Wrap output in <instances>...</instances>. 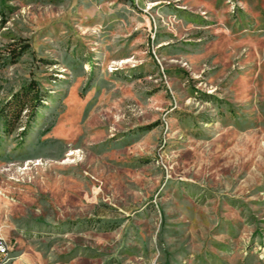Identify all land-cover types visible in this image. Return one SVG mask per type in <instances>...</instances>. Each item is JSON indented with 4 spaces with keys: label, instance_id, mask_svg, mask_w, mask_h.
<instances>
[{
    "label": "rangeland",
    "instance_id": "obj_1",
    "mask_svg": "<svg viewBox=\"0 0 264 264\" xmlns=\"http://www.w3.org/2000/svg\"><path fill=\"white\" fill-rule=\"evenodd\" d=\"M0 0L4 264H264V0Z\"/></svg>",
    "mask_w": 264,
    "mask_h": 264
},
{
    "label": "built area",
    "instance_id": "obj_2",
    "mask_svg": "<svg viewBox=\"0 0 264 264\" xmlns=\"http://www.w3.org/2000/svg\"><path fill=\"white\" fill-rule=\"evenodd\" d=\"M8 257V250L4 249V237L0 235V259ZM29 264V263H24Z\"/></svg>",
    "mask_w": 264,
    "mask_h": 264
},
{
    "label": "bare ground",
    "instance_id": "obj_3",
    "mask_svg": "<svg viewBox=\"0 0 264 264\" xmlns=\"http://www.w3.org/2000/svg\"><path fill=\"white\" fill-rule=\"evenodd\" d=\"M4 249H5V250H8V245H7L6 241H5V239H4ZM7 259H9V258H8V257H6V258H1V259H0V264H4V263L7 261Z\"/></svg>",
    "mask_w": 264,
    "mask_h": 264
},
{
    "label": "crops",
    "instance_id": "obj_4",
    "mask_svg": "<svg viewBox=\"0 0 264 264\" xmlns=\"http://www.w3.org/2000/svg\"><path fill=\"white\" fill-rule=\"evenodd\" d=\"M130 1H132V2H134V3H138V2H140L141 4H144L146 1L145 0H130Z\"/></svg>",
    "mask_w": 264,
    "mask_h": 264
}]
</instances>
